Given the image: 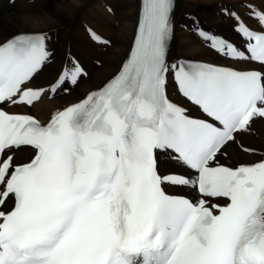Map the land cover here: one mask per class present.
Masks as SVG:
<instances>
[{"label": "snow or ice", "instance_id": "6c2138e0", "mask_svg": "<svg viewBox=\"0 0 264 264\" xmlns=\"http://www.w3.org/2000/svg\"><path fill=\"white\" fill-rule=\"evenodd\" d=\"M172 11L173 0H141L119 70L46 124L0 109V264H264V160L235 168L217 162L264 119V72L169 64ZM250 12L264 28V11ZM229 15L247 54L200 37L226 58L264 66V34ZM46 39L0 42V104L34 106L85 75L73 65L50 89L27 87L49 60ZM169 73L210 120L170 102ZM20 149L32 152L27 162L15 161ZM158 152L191 175H161ZM165 184L190 187L199 198L169 195ZM219 199L226 203H212Z\"/></svg>", "mask_w": 264, "mask_h": 264}, {"label": "bare ground", "instance_id": "6f19581e", "mask_svg": "<svg viewBox=\"0 0 264 264\" xmlns=\"http://www.w3.org/2000/svg\"><path fill=\"white\" fill-rule=\"evenodd\" d=\"M250 8L264 11V0H176L175 30L168 51V63L178 64L182 58L192 56L198 61L243 70L254 68L255 64L251 61H237L217 53L211 48L210 41L203 40L199 35L203 31L245 51L247 41L237 33V22L229 13H235L250 30H259L262 27L255 18H251ZM138 10L139 0H0V42L22 33L45 34L47 37L49 60L27 87L50 89L59 76L73 65H78L85 73L76 85L65 84L51 97V93L47 92L34 106L5 104L3 109L30 115L46 124L57 110L79 102L89 92L102 87L126 59ZM93 34L111 44L108 41L100 43L93 39ZM175 86L173 75L169 73V95L177 102L190 106L176 94ZM65 88L67 90H63ZM238 143H244L251 148L250 151H245L248 148L241 147V144L239 148ZM223 152L226 154L219 155L217 162H227L233 167L223 165L230 168L264 160V119H255L249 131L238 134L237 142L227 146ZM31 155L30 150L20 149L16 150L14 159L17 163L27 162ZM157 158L161 175L183 172L189 176L190 170L177 164L168 154L158 152ZM169 190L178 195H190L192 192V188L184 186H174ZM11 204L10 200L7 206Z\"/></svg>", "mask_w": 264, "mask_h": 264}, {"label": "rangeland", "instance_id": "374dc122", "mask_svg": "<svg viewBox=\"0 0 264 264\" xmlns=\"http://www.w3.org/2000/svg\"><path fill=\"white\" fill-rule=\"evenodd\" d=\"M244 5H246L247 3H243ZM251 18H253V16L251 15ZM254 19V18H253ZM35 34H37V33H35ZM108 41V40H107ZM109 42V41H108ZM109 44H111L110 42H109ZM106 46H110V45H106ZM205 47L207 46L208 47V45L207 44H205L204 45ZM182 59H190V60H197V58L196 57H192V56H187V57H184V58H182ZM170 62V61H169ZM170 63H172V62H170ZM97 65H98V63H97ZM94 90V89H93ZM244 145L246 148H248V149H251L250 147H248V146H246L244 143H238L237 144V146L240 148V146L239 145ZM253 150V149H252ZM263 154H264V152H263ZM220 163H223V164H226V165H229L227 162H220ZM245 164V163H244ZM243 164V165H244ZM246 164H248V163H246ZM229 166H232V165H229ZM233 167V166H232ZM234 167H235V165H234ZM175 194H177V192L175 193ZM178 195V194H177Z\"/></svg>", "mask_w": 264, "mask_h": 264}]
</instances>
